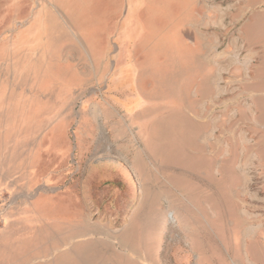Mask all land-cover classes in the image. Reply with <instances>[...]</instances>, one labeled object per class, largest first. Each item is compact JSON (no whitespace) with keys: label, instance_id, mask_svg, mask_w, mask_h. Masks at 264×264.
<instances>
[{"label":"rangeland","instance_id":"1","mask_svg":"<svg viewBox=\"0 0 264 264\" xmlns=\"http://www.w3.org/2000/svg\"><path fill=\"white\" fill-rule=\"evenodd\" d=\"M142 177L131 264H206L178 256L205 225L264 243V0H0V264L102 262ZM173 187L211 218L189 235L174 209L155 249Z\"/></svg>","mask_w":264,"mask_h":264},{"label":"crops","instance_id":"2","mask_svg":"<svg viewBox=\"0 0 264 264\" xmlns=\"http://www.w3.org/2000/svg\"><path fill=\"white\" fill-rule=\"evenodd\" d=\"M146 179V178H145ZM141 179L140 183V191H139V197L137 201L132 205H126L124 202V213H125V223L124 226L120 229V232L122 231L125 236H128L127 241L120 243V241L117 239L116 236H113L111 233L115 232L114 229L111 227L108 228L109 234L107 236H103L102 238L98 239L97 241H94L89 249L94 250L95 252L93 254H96L98 258H102V262L98 264H131V261L133 259L134 253L133 250L136 249V247H133L132 241L131 243L128 242V240L132 237L133 240V234H147L145 232L143 218H148L147 209L149 204V197H148V188L147 185L151 184L150 181L147 179ZM185 196V195H183ZM186 197V196H185ZM187 198V197H186ZM188 199V198H187ZM189 203H187L185 200H183V197L181 198V193L177 188H171L167 195L164 197L165 203H157L155 201H152V208L155 211L153 212V216L150 218V226L154 225V233L156 236H154L155 242L152 245V247L158 248V244L162 240V234L169 230V223L173 224L172 221L167 217V214L169 211H173L174 209L178 212L179 220L177 222L178 225H181L185 228L189 229V235L192 234V230L196 231L195 222L197 220V217L200 218L199 214L202 215V219L204 218L205 221L210 217L211 218V211L207 210V214L203 210H201L196 203L190 201L188 199ZM163 202V199L162 201ZM126 207L128 209L126 210ZM134 208V209H132ZM206 208V207H204ZM145 209V210H144ZM209 209V208H206ZM146 214V215H145ZM175 215V214H174ZM140 217V222H133L134 218ZM176 217V216H175ZM213 218V217H212ZM149 220V219H148ZM199 222L201 220L199 219ZM101 223H99L100 226ZM145 225H148V221H146ZM208 229L202 228V231H199L200 234V242L196 240L193 244L194 247L188 248V251L190 253L185 252H178L179 259L181 262L190 263L192 259L191 252L195 254V257H198V251H202L204 255H206L205 260L207 261L206 264H221L216 259V253L221 252L225 255L226 261L228 262V258H234L236 261H238L240 264H259L255 259H253L252 254L254 252H257V254L264 253V243L257 241L259 239V235L261 232L259 231H253L248 232L245 230L238 231L239 229L233 231V228L231 229L232 232H228L229 230L227 227L220 228L222 230V234L218 232V230L213 229L207 225H205ZM98 232L102 233L101 230ZM198 232V229H197ZM231 233V237L229 236ZM204 234V237H203ZM207 234V235H206ZM160 235V236H159ZM206 235V236H205ZM208 236V237H207ZM253 236V237H252ZM188 238V236H187ZM190 238V236H189ZM188 238V240H189ZM244 240V245H241V241ZM148 241V238L146 239ZM189 242V241H188ZM120 244V245H118ZM191 244V243H190ZM69 246H73V243ZM141 248V247H140ZM143 248V247H142ZM123 249L125 250V262L124 263H118L117 261V250ZM66 250L71 251L70 253L75 256H79L81 258H84L85 253L83 251H79L78 249H73L72 247L66 248ZM182 253V254H181ZM82 254V255H81ZM92 254V253H88ZM107 255V258L105 257ZM49 259L51 258V255H48ZM56 258V256H53ZM177 257V255H176ZM175 257V258H176ZM141 263L140 264H146L148 262V259L140 256ZM53 259H50V261ZM56 260V259H55ZM54 260V261H55ZM106 260V261H105ZM54 261H51L50 264H53ZM133 263V261H132ZM195 264H199L197 259L194 260Z\"/></svg>","mask_w":264,"mask_h":264},{"label":"bare ground","instance_id":"3","mask_svg":"<svg viewBox=\"0 0 264 264\" xmlns=\"http://www.w3.org/2000/svg\"><path fill=\"white\" fill-rule=\"evenodd\" d=\"M168 216L171 217V218H174V219H175V217H174V212H173V211H169V212H168ZM170 220H171V219H170ZM232 263H233V264H237L236 261H233V260H232Z\"/></svg>","mask_w":264,"mask_h":264}]
</instances>
